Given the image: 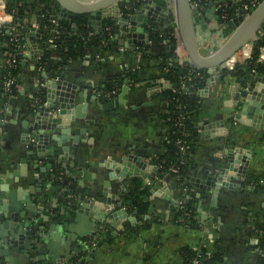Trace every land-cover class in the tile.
Returning a JSON list of instances; mask_svg holds the SVG:
<instances>
[{"label":"crops","instance_id":"1","mask_svg":"<svg viewBox=\"0 0 264 264\" xmlns=\"http://www.w3.org/2000/svg\"><path fill=\"white\" fill-rule=\"evenodd\" d=\"M240 2L228 5L227 0H219L215 16L208 23L209 30L196 29L197 43L205 36L215 44L210 48L215 49L221 40L218 31L211 32L213 26L224 23L228 11H232V17L239 13ZM157 4L165 7L164 0ZM9 20L10 14L0 12V23ZM25 22L29 31L23 34L25 48L20 55L19 88L9 94L0 85V215H8L10 206L18 205L25 215L31 212L27 220L31 218L30 223L35 221L38 227L28 224L31 234L28 237L19 230L10 235L5 224L8 220L4 221L6 239L13 240L5 254L13 260L5 264H54L49 243L55 245L58 253L55 264H66L68 260L70 264H180L178 248L197 244H203L211 252L217 245L222 264H264L256 248V228L264 223V180L260 181L263 188L248 182L250 174L264 172V128L252 125L264 124L261 119L264 115L260 112L234 118L239 111L229 85L235 80H217L212 75H208L206 85L199 91L201 106L195 116L197 135L192 167L182 182L169 173L160 178L153 176L154 191L147 197L149 205L144 216L154 215L150 225L138 227L141 220L133 212L126 211L124 215L120 212L111 222L105 220L107 215L98 224L95 237L89 231V239L72 240L70 245L75 243L78 249L64 248L61 241L66 239L65 234L81 225L74 220L77 201L93 196L100 201H95L96 205L102 207L103 193L121 196L133 187V179L144 181L141 175L146 176L148 166L154 165L155 159L166 150L170 124L167 101L161 91L166 84L161 80L159 64L160 55L168 53L171 44L166 37L149 36L142 45L146 50L144 57L137 47L115 42L103 52L91 47L66 59L53 52L47 60L48 77L42 79L34 62L35 55L43 51L38 43L41 31L37 27V9L28 12ZM228 22L224 23L225 32L230 27ZM32 31L39 35L32 36ZM3 32L8 38L0 34V67L10 37ZM115 35L114 30L113 38ZM33 47L38 51H33ZM260 50L264 57V47ZM246 51L236 52V62H243ZM251 53L252 50L248 56ZM179 56L176 53V59ZM171 64L172 61L167 63ZM261 81L264 82V77ZM107 84H111L110 88ZM112 88L114 93H104ZM48 96L52 103L54 100L52 110L60 111L63 117L57 120L51 133L43 136L45 143L38 150L29 138L30 117ZM54 168L65 170L71 178L72 189L76 190L75 194L69 189L68 197L74 198L71 205L51 182L61 179L53 173ZM134 171L138 174L133 175ZM241 172H245L244 179L239 178ZM207 177H214L215 182L224 179L240 187L227 188L212 204L206 195L209 192L200 193L196 186ZM188 200L196 206L200 222L197 229L184 228L174 220V207ZM11 222L18 224V220ZM64 222L70 226L65 228ZM50 229L57 232L56 239L49 234ZM92 237L96 240L94 244H90ZM67 252L72 255L70 259L63 256Z\"/></svg>","mask_w":264,"mask_h":264},{"label":"water","instance_id":"2","mask_svg":"<svg viewBox=\"0 0 264 264\" xmlns=\"http://www.w3.org/2000/svg\"><path fill=\"white\" fill-rule=\"evenodd\" d=\"M3 4L6 0H0ZM165 7L157 4L154 0H142L140 2L131 0H55L60 6L59 19L64 22H69L71 27L75 28V22H72L74 15L86 14L87 22L92 25L94 34L101 32L102 22L104 19H109L115 25L116 35L112 39L113 42L120 45H128L129 47H137L138 45H143L145 41L149 39V32L146 31L147 25H152L155 29L163 28L176 30L175 37V49L179 56L178 63L181 65L189 64L199 69H206L208 75L215 76L217 80L222 79V74L224 69H232L237 63L234 59V55L237 51L241 49H247L246 55L251 52L252 47L256 44L260 36L264 35V0H258L256 5L251 7L247 13L242 12L240 14H234L231 20H229V26L231 31L228 33L224 41L215 48L211 53L204 54L200 51L196 38V27L198 26L202 30L208 28V23L210 19L215 16L216 4L219 0H164ZM238 0H227L228 5H232ZM203 13V15L201 14ZM258 33L261 35L258 36ZM8 34V32H7ZM32 36L39 35L37 31L31 32ZM34 44H32L33 46ZM33 51H38L33 47ZM184 50V54H183ZM247 56L244 57L245 61ZM233 58V60H231ZM47 78V74L43 75ZM255 82L251 88H241V83L239 81H234L229 85L231 96L235 100L234 106L238 108V113L234 115V118H238L240 115L263 113L264 111V82L262 83L260 76L254 77ZM165 86L168 87L171 83L169 80L164 79ZM156 82L154 81L153 84ZM262 85V86H261ZM161 88L164 90L166 87ZM44 88H47L46 86ZM49 89V88H47ZM244 92V94L242 93ZM256 99L258 101H256ZM40 106H37L33 115H31L32 124L29 125V138H32L37 144V148L40 150L43 148L41 145L44 142V135L51 133V130L56 128L57 120L62 118L61 112H54L52 110L51 96H48ZM237 102V104H236ZM33 107H35L33 105ZM53 115V116H52ZM264 121V118H261ZM253 126L263 127L264 124H257L253 122ZM201 127V126H200ZM28 138V139H29ZM47 138V136H46ZM117 169V168H116ZM125 169V168H123ZM229 168L227 169V171ZM117 171L122 174L118 169ZM149 173L141 175L142 179L146 183H153V176L157 174V167L154 164L148 166ZM138 172L134 171L133 175H137ZM124 175V174H122ZM131 175V174H130ZM224 178V176H221ZM234 178V176H233ZM231 177V180L233 179ZM239 178H245V172L239 173ZM214 180V181H212ZM214 177H207L205 182L198 186L200 188V193L202 191H208L206 194L210 197L211 203H214L213 199L217 196L224 195V191L227 188H238L239 184H230L224 179L215 182ZM213 185L215 188L211 190L210 186ZM226 188V189H225ZM154 188H150V192L153 193ZM105 199L103 206L100 208L96 205L99 200H96L93 196H88L77 201L74 206V220L76 223H81L79 229L66 233V239L61 241V244L66 250L78 249L75 246H71L72 240L75 241L76 238H88V232L90 231L95 237L98 232V224L105 219L107 222H111L113 218L120 212L126 214V209L121 205L120 196L112 193L109 196L107 193H103ZM74 200V199H73ZM96 201V202H95ZM21 207L18 205L10 206V211L8 215H0V264H5L12 261L13 259L6 258L7 254L6 247L12 242L8 239L7 233H4V221L8 220L5 224L8 225V233L11 235L18 230L23 232L26 237L31 236L28 229V224H32L34 228L38 227V223L33 221L30 223L31 212L25 215ZM16 213V215L14 214ZM131 219V218H129ZM11 220H18V224L11 222ZM51 224H49L50 226ZM70 223L64 222V227L67 228ZM51 227V226H50ZM78 227V226H77ZM52 228V227H51ZM57 232L49 230V234L53 239L57 238ZM48 234V236H50ZM44 237H47L46 235ZM90 238V244L96 242L95 238ZM6 244V245H3ZM48 248L49 254L53 263H56V257L58 253L55 250V245L49 243ZM53 248V249H52ZM67 259L71 258L72 255L68 252L63 254ZM66 264H70V260L65 261Z\"/></svg>","mask_w":264,"mask_h":264},{"label":"trees","instance_id":"3","mask_svg":"<svg viewBox=\"0 0 264 264\" xmlns=\"http://www.w3.org/2000/svg\"><path fill=\"white\" fill-rule=\"evenodd\" d=\"M131 1L140 2L142 0ZM154 1L157 3L162 0ZM34 9H37L39 18L38 27L41 34L39 36L38 43L43 49L40 64L44 70L48 71L47 60L53 52L59 53L62 58L66 59L69 56L83 52L91 47L98 52H103L106 49L112 48L113 42L111 41V38L108 37L105 27L110 26V32L113 33L115 25L109 19L103 20L101 32L91 36L88 33L92 31V26L87 22L86 14L73 16L72 22H75L76 25L74 29L71 27L69 22L61 20H58L57 25H55L52 22V19L60 10V7L55 0H6L4 10L5 12L11 14L13 22L18 24L17 37L20 43L24 42L23 34L29 31V25L25 22V19L28 12ZM232 9L233 11L235 10L234 7H232ZM231 13L232 11H228V17L224 23H227L228 19L232 17ZM55 28L60 31L57 35L52 31V29ZM146 30L149 32V36L152 39H160L161 37L169 39L171 44L170 51L160 55V75L164 79L169 80L173 86L178 87L180 79L189 69V65H181L176 59V53L174 51L176 40L175 36L170 34L173 29H163L160 31L149 24L146 26ZM230 31L231 27H228L226 29V33L228 34ZM0 34L2 37H5L3 31H1ZM50 37H54V46L48 42V38ZM7 38L8 37H5V39ZM102 41H105V45H101ZM14 43L15 42H10L8 39V46L5 50L13 49ZM263 45L264 35H262L253 46L251 57L241 63L237 62L232 69H224L221 80L230 81L233 79L235 81H239L243 87L249 83V88H251L255 82V76H260L261 78L264 77V60H257L259 48ZM136 49L141 53V56H145L146 50L144 46L139 45ZM169 61H172L171 66L167 65ZM19 67L20 56H17L15 64L0 67V85L3 86V80L7 73L14 75L16 81L19 82ZM200 71L203 73V77L192 78L191 81L187 82L186 88L181 93L172 92L169 88L162 90V95L167 101V117L169 118L168 122L170 124V135L166 143V150L158 156L154 162L157 167V178H160L166 173L172 174L169 167L174 165L178 169V181L182 182L186 178L187 172L192 167V155L196 147L197 135L195 116L201 106L199 91L206 85L208 77L206 69H201ZM118 83L120 82H117V85H119ZM110 85L111 84H107L106 87L110 88ZM242 93L244 94V92ZM180 114L182 115L181 127L177 126L175 120ZM177 139H181L183 143L189 144L190 150L188 155L181 154L177 146ZM181 160L183 162H181ZM53 170L55 176H60L61 179H52L51 182L54 186L59 187L58 189L62 191L61 193L63 195L67 196L65 201L69 204L72 203L74 198L68 197L69 189H72L73 186V184H71V178L67 176V173L63 169L54 168ZM261 180H264V172L259 175L250 174L248 178V182H253V184L258 188H263L262 182H260ZM152 186L153 183L150 184L133 179V187L122 193L120 196L121 205L125 207L126 211L130 213L133 212L137 215V217H140L141 225H138V227H148L150 222L155 218L154 215H151V217L148 216L149 218H144L149 205L147 197L150 194V188ZM74 190L75 189L73 188L71 191L76 194V190ZM173 210L174 220L184 228L197 229L199 227L200 222L196 218V206L194 201H182L179 205L175 206ZM186 211L189 212L188 215H184V212ZM256 232L258 238L257 246L261 248L264 246V223L257 226ZM216 247L217 248L211 252L207 250L203 244H197L196 246H181L177 250L181 259L180 264H192V260L195 259L199 260L202 264H222L221 250L217 245ZM258 254L262 257L264 262V247L263 251Z\"/></svg>","mask_w":264,"mask_h":264},{"label":"built area","instance_id":"4","mask_svg":"<svg viewBox=\"0 0 264 264\" xmlns=\"http://www.w3.org/2000/svg\"><path fill=\"white\" fill-rule=\"evenodd\" d=\"M258 2V0H242L240 3H239V13H235V14H240L242 12H245L247 13L249 11V9L251 7H253L254 5H256V3ZM0 12H5L4 10V4L0 1ZM6 14H9L6 12ZM59 19V12L57 13V15L52 19V22L57 25V22H58ZM224 23H221L220 25L217 24V25H214L213 26V29L211 30L214 31V32H219V34H217L221 40V43L224 41V39L226 38V36L228 35L226 32H225V27H224ZM17 27H18V24L14 23L13 22V17L12 15L10 14V20L6 23H0V31H6L8 32L9 34V41L11 42H15L14 43V46H13V49L11 50H4L3 51V64H2V67H5L6 65H11V64H15L16 61H17V56H20L25 48V44L24 43H20L18 41V37H17ZM38 27V25H37ZM198 28V30H202L201 28H199L198 26L196 27V29ZM209 28V27H208ZM207 28V29H208ZM207 29L205 30H202V31H206ZM102 30V29H101ZM209 30V29H208ZM207 30V31H208ZM52 31L57 35L60 31L55 28V29H52ZM105 31H107L108 33V37L111 38V41L113 39V33L110 32V26H107L105 27ZM210 32V33H211ZM94 30L92 29V31H90L88 34L91 35V36H94ZM196 33H197V30H196ZM209 33V35H211ZM213 33V32H212ZM171 35L175 36L176 35V30H172V32L170 33ZM54 37H50L48 38V42L54 46ZM113 42V41H112ZM200 44H198V47L200 49V51L202 52L203 50L204 51H207L208 53H211L214 49V48H210L212 46H214L215 44L211 43L210 40H208L207 38L202 37L200 38ZM220 43V44H221ZM7 46H8V42L6 43ZM219 44V45H220ZM101 45H105V41H102V44ZM217 45V47L219 46ZM216 47V48H217ZM263 46H261L259 48V53H258V57H257V60L258 61H263L264 60V57H263V54L261 53V48H263ZM120 50H124L125 48L124 47H119ZM174 50H175V47H174ZM43 51L40 50V52H38L36 55H35V66L37 67V70L39 71L40 73V76L42 79H45V77L43 76L44 73L46 74V71L44 70V68L42 67V65L40 64V58H41V55H42ZM203 53V52H202ZM207 53V54H208ZM205 54V53H204ZM251 57V54L248 56V58ZM247 58V59H248ZM177 61H178V58H177ZM172 65V64H171ZM189 65V64H188ZM201 69L199 68H196L192 65H189V69L186 71L185 75H183L180 79V83H179V86L178 87H175L173 86L172 84H170L167 88L171 89L172 92H176V93H181L185 88H186V85H187V82L191 81L192 78H196V77H203V73L200 71ZM3 88L4 90L9 93V94H13L14 92L17 91V89L19 88V82L16 81V78L14 75L10 74V73H7V75L4 77V80H3ZM244 89H247L249 88V83H247V85H245V87H243ZM115 92V88H112L108 91V89L104 92L105 94L106 93H114ZM176 124L177 126L181 127L182 126V115L180 114L179 117H177L176 119ZM177 146H178V149L179 151L181 152V154H186L188 155L189 154V150H190V146L189 144H185L181 141V139H177ZM182 155V156H183ZM181 162H183L181 160ZM169 170L170 172L177 176L178 175V169L176 166L172 165L171 167H169ZM178 177V176H177ZM189 212L186 211L184 212V215H188ZM182 219V218H181ZM261 231V230H260ZM264 247V246H263ZM263 247H259L257 246L256 244V248L258 250V252H262L263 251ZM192 264H202L199 260L195 259V260H192Z\"/></svg>","mask_w":264,"mask_h":264},{"label":"bare ground","instance_id":"5","mask_svg":"<svg viewBox=\"0 0 264 264\" xmlns=\"http://www.w3.org/2000/svg\"><path fill=\"white\" fill-rule=\"evenodd\" d=\"M246 49V48H245ZM238 52V51H237ZM234 59H235V55H234ZM231 60H233V58L231 59Z\"/></svg>","mask_w":264,"mask_h":264},{"label":"rangeland","instance_id":"6","mask_svg":"<svg viewBox=\"0 0 264 264\" xmlns=\"http://www.w3.org/2000/svg\"><path fill=\"white\" fill-rule=\"evenodd\" d=\"M242 1V0H241ZM261 35V33H258V36Z\"/></svg>","mask_w":264,"mask_h":264},{"label":"flooded vegetation","instance_id":"7","mask_svg":"<svg viewBox=\"0 0 264 264\" xmlns=\"http://www.w3.org/2000/svg\"><path fill=\"white\" fill-rule=\"evenodd\" d=\"M231 19V18H230ZM229 24V23H228ZM209 199V202H210V198H208Z\"/></svg>","mask_w":264,"mask_h":264}]
</instances>
